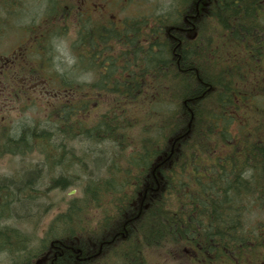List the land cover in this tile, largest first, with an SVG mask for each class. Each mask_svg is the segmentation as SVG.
<instances>
[{"label": "trees", "instance_id": "1", "mask_svg": "<svg viewBox=\"0 0 264 264\" xmlns=\"http://www.w3.org/2000/svg\"><path fill=\"white\" fill-rule=\"evenodd\" d=\"M118 1L131 15L105 24L74 6L91 82L58 76L47 118L0 132V157L39 161L0 177V264H149L170 247L176 264H261L264 0ZM44 2L65 22L66 0ZM43 30L34 47L53 44Z\"/></svg>", "mask_w": 264, "mask_h": 264}, {"label": "rangeland", "instance_id": "2", "mask_svg": "<svg viewBox=\"0 0 264 264\" xmlns=\"http://www.w3.org/2000/svg\"><path fill=\"white\" fill-rule=\"evenodd\" d=\"M66 1L65 10L69 15L65 17V22L59 21L60 16L57 12L51 18L49 17L51 11L44 0H24V3H20L16 9L10 10L0 5L2 9L0 18L9 21L8 24L5 21L0 24L5 27L0 32V65L5 60L11 62L9 64L11 69L9 71L5 69L4 76L2 75L4 71L0 72V132L3 130L8 136L13 134V130L18 125H28L34 120L42 122L48 116V109L62 102L64 96L61 93L64 91L58 90L59 85L56 83L59 82L58 76H65L73 82H91V79H82L84 73H75L74 70L77 69L75 68L77 55L73 52L78 29L74 6L81 7V11H84L81 17H89V23L99 21L102 24H105L106 20H121L131 15L130 10H132L123 11L120 6H115V3H119L118 0H90L95 2L91 5L85 4V0ZM11 23L12 27L9 28L8 25ZM86 23L89 27V23ZM28 27H32L30 31ZM48 28H51L50 35L55 45L53 46L49 39V41H42L41 46L36 45L34 50H29L37 41H40L39 38L45 31L43 29ZM24 47L27 48L23 51ZM25 52L27 54L23 58L22 55ZM235 57L238 56L235 55ZM20 162L19 157L6 155L0 157V177L12 175L19 169ZM28 162L36 164L39 161L35 157L28 156L24 158V163L20 166H28ZM43 181L45 186L49 184L45 174ZM58 193L51 192L54 197L60 198ZM74 194L75 192H69L68 196ZM56 211L53 209L47 213L44 224L50 221ZM260 218L264 220V214ZM254 219L251 220L254 221ZM175 249L168 248L164 254L158 255L154 260L151 258L149 264H176L182 258L181 250L179 252Z\"/></svg>", "mask_w": 264, "mask_h": 264}, {"label": "flooded vegetation", "instance_id": "3", "mask_svg": "<svg viewBox=\"0 0 264 264\" xmlns=\"http://www.w3.org/2000/svg\"><path fill=\"white\" fill-rule=\"evenodd\" d=\"M10 3H11V1H8V2L3 1V3L0 4V5H3V6L7 7V8L10 10L11 8H13L12 6L10 7V5H9ZM84 3L87 4V5H91V1L88 2L87 0H85ZM1 10H2V9H0V13H1ZM4 21H5L7 24H8V22H9V21H7V20H4V18H3V20H2L1 22L3 23ZM8 26H9V28H10L11 24H9ZM3 28L5 29V27L0 26V32H1V29H3ZM23 55H24V53H23ZM10 63H11V62H9L8 60H5L4 63H3V67H6V68H7L8 66H10V65H9ZM259 246H260V253H264V244H259ZM195 260H196V259H192L190 262H194ZM261 264H264V262H262Z\"/></svg>", "mask_w": 264, "mask_h": 264}, {"label": "clouds", "instance_id": "4", "mask_svg": "<svg viewBox=\"0 0 264 264\" xmlns=\"http://www.w3.org/2000/svg\"><path fill=\"white\" fill-rule=\"evenodd\" d=\"M69 63H71V61H69ZM91 73H88V74H85L83 77H82V79H84V80H88V79H90L91 78Z\"/></svg>", "mask_w": 264, "mask_h": 264}, {"label": "bare ground", "instance_id": "5", "mask_svg": "<svg viewBox=\"0 0 264 264\" xmlns=\"http://www.w3.org/2000/svg\"><path fill=\"white\" fill-rule=\"evenodd\" d=\"M143 1V0H142ZM183 2V1H182ZM143 3V2H142ZM183 8V7H182ZM81 10V9H80ZM186 10V9H185ZM82 13H84V11L82 12ZM180 13V12H179ZM178 13V14H179ZM182 16V15H181ZM20 17V16H19ZM122 20V19H121ZM259 21V20H258ZM115 22H120V20H115ZM226 28V27H225ZM108 29V28H107ZM95 34V33H94ZM85 35V34H84ZM104 37V36H103ZM111 38V37H110ZM66 158V157H65ZM69 158V157H68ZM62 162V161H61ZM65 162V161H64ZM53 163V162H52ZM66 163V162H65ZM69 163H71V162H69ZM63 166V165H62ZM65 166V165H64ZM59 169V168H58ZM63 169V168H62Z\"/></svg>", "mask_w": 264, "mask_h": 264}]
</instances>
